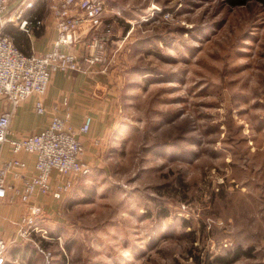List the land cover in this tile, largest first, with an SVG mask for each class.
I'll use <instances>...</instances> for the list:
<instances>
[{"label":"rangeland","instance_id":"obj_1","mask_svg":"<svg viewBox=\"0 0 264 264\" xmlns=\"http://www.w3.org/2000/svg\"><path fill=\"white\" fill-rule=\"evenodd\" d=\"M105 17L120 123L45 237L20 240L26 264H264V0H105Z\"/></svg>","mask_w":264,"mask_h":264},{"label":"built area","instance_id":"obj_2","mask_svg":"<svg viewBox=\"0 0 264 264\" xmlns=\"http://www.w3.org/2000/svg\"><path fill=\"white\" fill-rule=\"evenodd\" d=\"M11 0H0V28L11 22L19 30L29 33L40 30L44 22L32 11L35 0H20L9 10ZM54 18L56 38L53 49L44 54H24L11 38L0 33V97L7 100L10 109L0 114V144H8L13 154H32L35 156V173L22 174L26 165L18 158L0 164V204L6 199H14L28 206L25 217L15 223L17 234L30 239L31 234L45 230L38 227L43 210L30 204L37 195L50 194L60 200L74 186L75 180L88 176L90 168L81 162L83 146L77 138L78 133H87L91 117L86 116L79 129L70 125L69 115H54L49 126L43 131L14 138L11 137V118L18 105L30 96L35 97L34 107L38 114H44V97L51 76L56 71L91 73L93 70H108L109 46L113 43V31L105 17V0H47ZM84 43L85 53L77 55L67 50ZM17 170V171H15ZM56 173L54 182L53 173ZM12 174L23 184L17 190L6 181ZM8 243L0 237V264L6 263ZM44 255V263L51 264L50 254Z\"/></svg>","mask_w":264,"mask_h":264},{"label":"crops","instance_id":"obj_3","mask_svg":"<svg viewBox=\"0 0 264 264\" xmlns=\"http://www.w3.org/2000/svg\"><path fill=\"white\" fill-rule=\"evenodd\" d=\"M19 1L11 0L8 9L12 10ZM32 11L44 22L40 30L26 33L19 30L16 24L9 22L0 28V33L9 36L24 54H44L51 51L54 46L56 38L54 18L47 0H35V7ZM66 49L81 55L85 53L87 47L81 43ZM116 80L114 71L111 69H108L106 73L98 70H93L91 73L54 72L44 97L45 113L36 112L35 97L30 96L22 101L14 110L11 118V137L20 138L43 131L49 126L54 115L65 117L68 114L70 125L78 130L85 117L90 116L89 131L84 134L77 132V138L83 146L81 162L91 169L97 162L105 159L106 151L111 144V137L120 123L122 108L119 103L118 87L115 86ZM9 109L10 105L7 100L0 97V114ZM13 158H18L25 163L26 167L22 174L30 176L35 173L34 155L26 153L15 155L8 144H0V164ZM53 177V183H57L55 172ZM6 181L17 190L23 189L22 182L13 179L11 173L7 175ZM13 198L12 200L6 199L0 204V237L7 241L9 247L12 244V246L19 245L20 240L23 239L17 234L15 223L25 217L28 212L27 205L18 201L16 197ZM58 201L48 194L34 196L29 203L40 206L44 212ZM17 247L21 248H14L9 256L6 255L5 264L29 262L27 250L22 245Z\"/></svg>","mask_w":264,"mask_h":264},{"label":"trees","instance_id":"obj_4","mask_svg":"<svg viewBox=\"0 0 264 264\" xmlns=\"http://www.w3.org/2000/svg\"><path fill=\"white\" fill-rule=\"evenodd\" d=\"M225 1L226 3L229 2V4L231 5H239V4H243L246 0H225Z\"/></svg>","mask_w":264,"mask_h":264}]
</instances>
